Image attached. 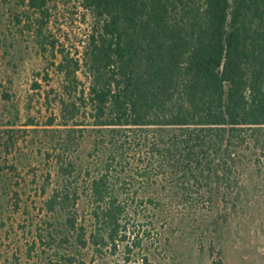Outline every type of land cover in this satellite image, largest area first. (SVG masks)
Returning a JSON list of instances; mask_svg holds the SVG:
<instances>
[{"label": "trees", "instance_id": "1", "mask_svg": "<svg viewBox=\"0 0 264 264\" xmlns=\"http://www.w3.org/2000/svg\"><path fill=\"white\" fill-rule=\"evenodd\" d=\"M21 3L62 82L42 129L55 178L41 240L63 248L60 264L142 245L146 218L171 202L238 200L240 166L264 153V0H85L79 58L57 49L46 0Z\"/></svg>", "mask_w": 264, "mask_h": 264}, {"label": "rangeland", "instance_id": "2", "mask_svg": "<svg viewBox=\"0 0 264 264\" xmlns=\"http://www.w3.org/2000/svg\"><path fill=\"white\" fill-rule=\"evenodd\" d=\"M46 10L47 29L57 49L79 58L91 24L85 0H46ZM36 18L21 0H0V264H60L64 251L41 240L53 222L44 202L55 178L52 162L45 159L48 138L42 129L56 113L62 82L25 28ZM57 57L49 59L57 63ZM29 119L37 125L28 126ZM90 146L87 137L80 158ZM237 191L236 202L215 199L199 212L171 202L146 218L154 227L142 245H128L130 250L118 245L115 252L107 250L95 260L141 264L146 257L148 264H264L263 152L248 154L240 166Z\"/></svg>", "mask_w": 264, "mask_h": 264}]
</instances>
